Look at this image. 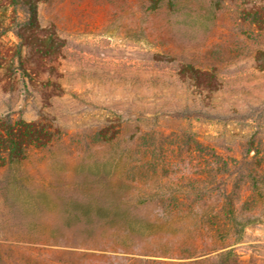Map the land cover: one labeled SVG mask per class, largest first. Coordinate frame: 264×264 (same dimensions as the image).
I'll return each instance as SVG.
<instances>
[{
    "label": "rangeland",
    "instance_id": "obj_1",
    "mask_svg": "<svg viewBox=\"0 0 264 264\" xmlns=\"http://www.w3.org/2000/svg\"><path fill=\"white\" fill-rule=\"evenodd\" d=\"M262 3L39 2L40 23L54 24L65 40L54 63L57 74L51 76L58 87L41 85L46 73L32 80L18 74L13 88L2 78L0 115L47 121L56 133L48 146L0 168V232L50 236L76 247L78 256L47 252L46 257L45 248L37 247L33 253L43 257L34 264L183 261L152 252L199 242L193 214L162 212L160 203L136 196L185 183L184 130L213 142L225 156H240L251 141L264 153V70L254 58L264 48V28L250 13ZM16 40L11 32L2 37L5 45ZM182 62L214 70L218 89L199 91L182 80L177 74ZM4 72L0 67V76ZM185 107L201 109L205 116L174 117ZM261 188L264 194V184ZM204 208L200 203L199 212ZM252 212L259 220L226 248L231 251L221 255L225 248L218 249L213 260L207 257L200 264H264V196L244 214Z\"/></svg>",
    "mask_w": 264,
    "mask_h": 264
},
{
    "label": "trees",
    "instance_id": "obj_2",
    "mask_svg": "<svg viewBox=\"0 0 264 264\" xmlns=\"http://www.w3.org/2000/svg\"><path fill=\"white\" fill-rule=\"evenodd\" d=\"M41 1L44 0H0V67L5 71L0 80L6 79L10 88L14 87L18 74L22 80L25 77L32 80L33 76L42 73L48 74L46 79L40 80L42 86L58 87L51 76L57 74L54 63L62 54L65 40L58 36L54 24L43 26L40 23L37 6ZM250 13L253 22L264 28V4H254ZM9 32L17 40L5 45L2 37ZM254 58L256 67L264 70V48H258ZM177 74L199 91L213 92L219 87L217 74L212 69L182 62ZM48 96L44 94L45 99ZM191 115L199 117L205 113L201 109L185 107L174 117L188 118ZM55 133L56 129L47 121L26 120L20 115H0V168L22 161L33 148L48 146ZM180 135L181 146L185 147L187 155L185 183L143 190L136 197L160 203L162 212L178 210L193 214V231L195 236H201L199 242L196 238L194 242L180 243L176 247L159 246L152 253L184 259L177 264H200L207 257L213 260L212 255L218 249L225 248L221 255L229 253L231 248H226L238 240L244 228L259 220L254 212L244 213L254 210L257 201L264 196L261 193L264 153H260V149L254 146L255 142L251 141L240 156H225L213 142L200 140L190 129ZM158 159L160 156L157 155L153 164ZM162 159L165 163L169 161L165 156ZM0 199L4 200L1 189ZM200 203L205 205L202 212H199ZM53 239L49 236L45 240L36 234L0 232V264L39 262L43 256L33 253L37 247L45 248V257L47 252L78 256L75 246L58 244ZM146 261V258L139 259L140 264H146ZM214 264L225 263L218 261Z\"/></svg>",
    "mask_w": 264,
    "mask_h": 264
}]
</instances>
